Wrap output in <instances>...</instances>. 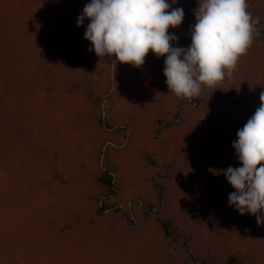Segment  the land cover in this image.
Returning <instances> with one entry per match:
<instances>
[{"label": "rangeland", "instance_id": "obj_1", "mask_svg": "<svg viewBox=\"0 0 264 264\" xmlns=\"http://www.w3.org/2000/svg\"><path fill=\"white\" fill-rule=\"evenodd\" d=\"M88 2L0 0V264H195L192 251L198 264H264L262 235L233 222L219 187L264 91V0H247L253 38L232 76L184 110L165 57L150 50L130 72L89 51L90 19L77 26ZM172 7L195 24L198 0ZM190 30L174 31L179 43Z\"/></svg>", "mask_w": 264, "mask_h": 264}, {"label": "clouds", "instance_id": "obj_2", "mask_svg": "<svg viewBox=\"0 0 264 264\" xmlns=\"http://www.w3.org/2000/svg\"><path fill=\"white\" fill-rule=\"evenodd\" d=\"M179 0H89L77 26L89 18L84 38L99 57L140 67L151 50L164 59L169 92L179 98L199 97L204 86L213 87L231 77L241 55L252 43V17L247 0H198L191 44L178 46L169 28L182 24L185 11L173 8ZM115 62V61H114ZM260 106L237 131L233 147L241 166H229L224 175L235 189L228 203L240 214H251L264 225V91Z\"/></svg>", "mask_w": 264, "mask_h": 264}, {"label": "trees", "instance_id": "obj_3", "mask_svg": "<svg viewBox=\"0 0 264 264\" xmlns=\"http://www.w3.org/2000/svg\"><path fill=\"white\" fill-rule=\"evenodd\" d=\"M191 26H192V24L190 23V21L189 20H187V18H186V20H183V22H182V24L180 25V26H178V27H175V28H171L170 27V33L171 32H174L175 30H179V35H181L182 33L184 34L188 29L190 30L191 29ZM257 26H258V30H256V32H257V34L254 36V39L256 40V42L258 43V44H260V45H262L263 47H264V20H260L258 23H257ZM184 39V42H182V40H180V45L182 46V47H187V46H189L190 44H191V37L190 36H187V37H185V38H183ZM55 46V49H58V46H57V43H55L54 44ZM179 45V46H180ZM125 67H126V69L128 70V71H130L131 72V64L130 63H125ZM214 95H217V94H214ZM205 96L202 94V92H201V95L199 96V97H193L192 99H186V98H179V101L181 102V104H180V106L182 107V110H184V109H186L187 107H193V106H195V107H201L202 105H203V103H204V101H205V98H204ZM166 103V105H167V108H168V106H169V108H171L170 107V103L168 104L167 102H165ZM184 105V106H183ZM258 107L257 106H255V108L253 107V108H250V109H248V112L250 113V116H252L253 114H254V112H255V110L257 109ZM176 110V114L177 115H180V111H181V108H179V110H177V109H175ZM161 119V118H160ZM158 120V122H159V124H160V128H159V130H164L165 129V127L166 126H170L171 124L170 123H168L167 121H165V120H163V119H161V120ZM103 121H105L106 123H107V119L106 118H100V122L101 123H103ZM108 124V123H107ZM109 125V124H108ZM152 162L153 163H155V164H157V160L156 159H153L152 160ZM108 175H109V178H106V176L105 177H100V182L102 183V184H104L105 186H110V187H113V184H112V176L110 175V173H108ZM211 176L212 177H214L213 178V180H215V175H212L211 174ZM228 183H229V181H227ZM216 186H214V184L211 182V188H215ZM219 187H220V190L223 188V187H226L227 189H228V193H231V192H233V191H235V189L231 186V184L229 183V184H223L222 186L221 185H219ZM208 189V188H207ZM215 189H212V191H214ZM224 193H225V188H224ZM221 195V194H220ZM229 196V195H228ZM221 197V196H220ZM220 197H219V199H220ZM209 200V199H208ZM213 200H215V199H213ZM210 201H212V200H210ZM212 202H214V201H212ZM218 202L215 200V205L217 204ZM160 205V204H159ZM210 207V209H213L209 204H205V207ZM105 211L106 210V206L104 205L103 207H102V211ZM236 215H237V217H236ZM126 217H128V218H130V216L129 215H125ZM228 216L230 217V218H234V217H236V219H234V221L233 222H235L236 224L238 223V222H241V226H242V223H243V225H246L247 226V228L248 229H250V230H253L254 232H255V234H257V233H260V235H262V239H263V241H264V238H263V236H264V225H261V224H257V220H256V217L255 216H253V215H251V214H248L247 215V217H245L244 216V214L242 215L241 214V216H239V212L234 208V207H232V206H229V211H228ZM228 218V217H227ZM219 218L218 217H213V218H210L209 219V221L208 222H214V223H216L217 222V220H218ZM229 219V218H228ZM239 220V221H238ZM131 222H132V219L130 220ZM230 224H232L233 225V222H232V219H230V221H228ZM159 225H161V227H162V229H163V232L165 233V235H167V236H172V234H173V232H172V226H174V224L172 225V223H171V221L170 220H161L160 218H159ZM240 226V227H241ZM205 227H208V226H205ZM184 244L185 245H188V244H190V245H193V242L190 240V239H188V238H185V241H184ZM262 244H263V247H264V242H262ZM191 258H192V260L193 261H195L194 263L195 264H198V263H196V262H199L198 260V256H196L195 255V252L194 251H192V255H191ZM201 262H202V264H207L206 263V259H204V258H201Z\"/></svg>", "mask_w": 264, "mask_h": 264}]
</instances>
